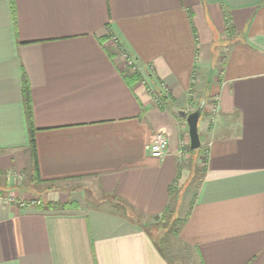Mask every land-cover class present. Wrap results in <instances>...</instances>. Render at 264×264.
<instances>
[{
  "label": "crops",
  "instance_id": "1",
  "mask_svg": "<svg viewBox=\"0 0 264 264\" xmlns=\"http://www.w3.org/2000/svg\"><path fill=\"white\" fill-rule=\"evenodd\" d=\"M170 229L189 264H264V0H0V264H176Z\"/></svg>",
  "mask_w": 264,
  "mask_h": 264
},
{
  "label": "rangeland",
  "instance_id": "2",
  "mask_svg": "<svg viewBox=\"0 0 264 264\" xmlns=\"http://www.w3.org/2000/svg\"><path fill=\"white\" fill-rule=\"evenodd\" d=\"M216 104H217V98L214 97V98H212L209 101V108H208L207 112L209 113V111H210V113H211L212 106H214ZM198 107H199V99H198V101L193 103L192 109H190V110L194 111ZM205 113H206V111H205ZM201 169H203V166H201ZM198 173L199 174L196 175V179H195L196 185L200 181V177H201V174H202L201 170ZM37 200H39L41 202V205H42V201L43 200L41 198H37ZM156 226H158V228L166 227L167 226V222L157 224ZM171 227L172 226H170V228ZM155 229H156L155 231L158 230L157 228H155ZM172 230L173 229H170L171 232L169 234V238H167V234H160V232H158L157 233V239H158L159 243H163V246H165L166 249L169 250V254L171 255V258L176 262V264H189L190 261H189L188 257L185 258V261H182L181 255H183V254L181 253V250H180L181 246L179 245V242H178V240L175 237L176 234L174 235L172 233Z\"/></svg>",
  "mask_w": 264,
  "mask_h": 264
},
{
  "label": "built area",
  "instance_id": "3",
  "mask_svg": "<svg viewBox=\"0 0 264 264\" xmlns=\"http://www.w3.org/2000/svg\"><path fill=\"white\" fill-rule=\"evenodd\" d=\"M124 58L127 61L128 66L136 70L135 61L131 59L128 54H124ZM167 149H168V139L162 133L157 134L153 142L147 147L149 154L157 159H162L166 155ZM3 200L7 204H13L15 202V199L13 197H6ZM18 204L20 205V207H26L28 205L40 206L41 202L37 199H33L29 202L19 201Z\"/></svg>",
  "mask_w": 264,
  "mask_h": 264
},
{
  "label": "water",
  "instance_id": "4",
  "mask_svg": "<svg viewBox=\"0 0 264 264\" xmlns=\"http://www.w3.org/2000/svg\"><path fill=\"white\" fill-rule=\"evenodd\" d=\"M205 109V101L199 105V107L193 111L188 112L185 110L174 109L175 113L183 120L186 121L190 136V146L191 150L195 151L200 149L201 147V140L199 134V123L202 117V114Z\"/></svg>",
  "mask_w": 264,
  "mask_h": 264
},
{
  "label": "trees",
  "instance_id": "5",
  "mask_svg": "<svg viewBox=\"0 0 264 264\" xmlns=\"http://www.w3.org/2000/svg\"><path fill=\"white\" fill-rule=\"evenodd\" d=\"M23 92H24L25 105H26V111H27V119H28L29 127H30V148H31L33 158L36 161L35 129L32 124L33 112H32V105H31V93H30V85H29L27 78L24 79ZM36 180L38 181L39 179L36 177Z\"/></svg>",
  "mask_w": 264,
  "mask_h": 264
}]
</instances>
